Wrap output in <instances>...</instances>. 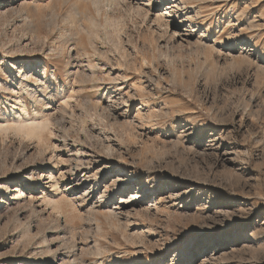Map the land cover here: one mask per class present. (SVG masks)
<instances>
[{
    "label": "rangeland",
    "instance_id": "rangeland-1",
    "mask_svg": "<svg viewBox=\"0 0 264 264\" xmlns=\"http://www.w3.org/2000/svg\"><path fill=\"white\" fill-rule=\"evenodd\" d=\"M94 1L0 0V264H264V0Z\"/></svg>",
    "mask_w": 264,
    "mask_h": 264
},
{
    "label": "bare ground",
    "instance_id": "bare-ground-1",
    "mask_svg": "<svg viewBox=\"0 0 264 264\" xmlns=\"http://www.w3.org/2000/svg\"><path fill=\"white\" fill-rule=\"evenodd\" d=\"M118 2V1H117ZM123 2H124V0H123ZM121 3V2H120ZM94 4H95V6H98L99 5V1H97V0H95L94 1ZM102 4V3H101ZM121 4H123V3H121ZM95 9H97L96 7H95ZM99 9V8H98ZM97 9V10H98ZM98 11H100V10H98ZM92 20V19H91ZM90 20V21H91ZM90 23V22H89ZM108 24V23H107ZM111 24V23H110ZM90 25V24H89ZM98 24L96 23V22H94L93 20H92V24H91V26L87 29V32L86 31H84V32H86L87 33V43H90V44H92V42L95 40V38L97 39V36L95 37L94 35H95V31H93L94 29H96L98 26H97ZM88 27V26H87ZM85 29V28H84ZM84 29H82V31L84 30ZM99 29V28H98ZM97 29V30H98ZM86 30V29H85ZM96 30V32H98ZM85 33V34H86ZM96 35H97V33H96ZM86 55V54H85ZM86 57V56H85ZM77 74V73H76ZM80 79V78H79ZM71 101V100H70ZM67 103V102H66ZM64 105V104H63ZM65 106V105H64ZM25 115V114H24ZM23 115V116H24ZM49 126H50V123L48 122V121H43V120H32V119H30V118H28V117H21V118H18V120H16V121H13V122H5L4 121V123H0V134L1 133H4V132H10V131H12V132H14V133H16V134H18V135H26L27 137H34L35 139H36V141L38 140V141H40V142H42L43 140H44V132H46L47 130H49L48 128H49ZM49 133V132H48ZM67 144V143H66ZM42 145V144H41ZM65 148H66V146H65ZM69 152V151H68ZM45 162V161H44ZM46 163V162H45ZM54 164H56V163H54ZM76 166V165H75ZM43 170H45L46 168H45V166H42L41 167ZM33 173V172H32ZM32 175H35V174H32ZM50 176V175H49ZM40 179V178H39ZM87 180V179H86ZM85 181V180H84ZM83 181V182H84ZM49 183H51V185H52V190H53V188H54V190H57V189H59V186H58V180H56V178H54V177H52V176H50V178H49ZM33 185H35L36 187L37 186H39V184H38V181H35L34 182V184ZM40 187H41V185H40ZM40 187H39V189H40ZM39 189L38 190H36V189H33V190H30V193H33V192H35V191H38L39 192ZM16 192V191H15ZM18 194V193H17ZM19 197V196H18ZM103 198H105V195H104V193L103 194H101L100 195V198L98 199V201H100L101 203L103 202L102 200H103ZM132 199V202H134V201H137V200H135V198L134 197H132L131 198ZM43 203L45 202L46 204H50V205H57L53 200H51L50 198H48V197H42V200H41ZM58 205H62V204H58ZM57 205V206H58ZM53 206V207H54ZM56 206V207H57ZM108 217V216H107ZM113 218V217H112ZM119 218V217H118Z\"/></svg>",
    "mask_w": 264,
    "mask_h": 264
}]
</instances>
